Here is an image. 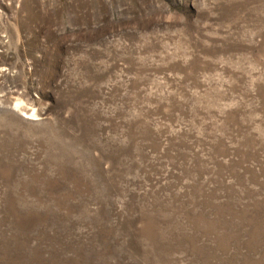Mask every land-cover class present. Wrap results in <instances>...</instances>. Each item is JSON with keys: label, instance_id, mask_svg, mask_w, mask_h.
<instances>
[{"label": "rangeland", "instance_id": "rangeland-1", "mask_svg": "<svg viewBox=\"0 0 264 264\" xmlns=\"http://www.w3.org/2000/svg\"><path fill=\"white\" fill-rule=\"evenodd\" d=\"M0 264H264V0H0Z\"/></svg>", "mask_w": 264, "mask_h": 264}]
</instances>
